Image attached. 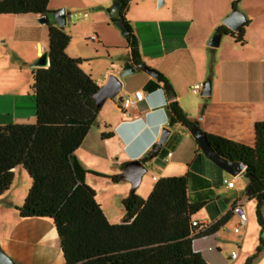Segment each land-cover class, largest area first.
Listing matches in <instances>:
<instances>
[{
  "label": "crops",
  "instance_id": "crops-1",
  "mask_svg": "<svg viewBox=\"0 0 264 264\" xmlns=\"http://www.w3.org/2000/svg\"><path fill=\"white\" fill-rule=\"evenodd\" d=\"M263 1L256 0L257 7L244 13L247 24L243 45L233 41L226 42L224 46L220 42L219 47L223 46L220 49L207 47L208 40L232 10L231 0H191L188 9L194 16L190 20L176 10L177 17L173 19L153 25L145 23L141 26L143 43L138 45L142 64L169 83L174 95L172 102L179 105L186 117L196 123L197 128L206 134L246 146L253 145L254 124L264 119ZM162 2V6L166 4V0ZM127 7L123 12L124 18ZM198 14L208 18L206 24L204 16L201 18ZM28 15L36 20L39 18L33 14L25 16ZM27 24V28L39 29L34 18L29 19ZM41 53L42 50H37L35 58L41 56ZM128 62H131L130 58ZM209 67L213 72L215 94L210 98H200L199 87L195 93L191 89L201 84ZM120 82L121 91L100 112V121L105 131L97 130L96 123L89 129L80 147L89 155L114 158L108 167L113 174L119 172L120 175L127 163L139 161L145 169L144 174L151 176L153 185L163 177L189 175V199L192 202L206 200L204 207L193 216L194 221L210 226L222 218L226 219L225 224L230 217L234 218L231 207L235 203H241L244 207L250 201L245 196L247 180L242 183L243 191L234 183L229 190L223 185V179H230V176L203 155L190 130L169 123L166 107L169 103L166 100L168 94L163 91L162 82L157 78L136 70L132 76L120 78ZM136 91L144 95L143 100L135 101L133 93ZM125 98L132 101L127 108H123L120 103ZM34 122L35 102L29 90L0 89V125ZM163 128L169 130L167 139L154 150L156 156L153 159L143 161L142 156L156 145ZM103 133L111 135L102 138ZM108 141L115 146L103 149V142ZM23 171L21 167L13 170L11 186L0 196V248L16 264H64L54 226L42 219L21 220L17 215L15 208L23 204L30 187L29 177L26 176L25 180L21 177L20 173H25ZM144 174L136 187L138 190ZM238 176H243V172ZM153 185L149 186V193ZM97 203L110 224L121 222L116 223V214L109 209L105 210L100 202ZM236 226H239V222L234 228ZM247 228L248 220L239 228L240 242L245 240ZM219 230L213 236L198 238L193 242V250L199 252L208 264H214L211 262L215 260L209 253L213 249L219 251L216 245ZM242 253L240 250L237 256ZM246 254L245 259L250 256L248 252Z\"/></svg>",
  "mask_w": 264,
  "mask_h": 264
},
{
  "label": "trees",
  "instance_id": "trees-1",
  "mask_svg": "<svg viewBox=\"0 0 264 264\" xmlns=\"http://www.w3.org/2000/svg\"><path fill=\"white\" fill-rule=\"evenodd\" d=\"M114 2L119 4L121 18L110 20L121 21L127 27L130 60L134 65L142 64L137 39L124 18L129 0ZM48 3L0 0V15L33 14L47 19L51 13ZM246 24L237 33L221 25L216 33L243 45ZM46 29L48 66L32 69L29 88L35 102V122L0 125V196L9 190L13 170L21 167L30 179V187L23 204L15 208L17 215L21 220L42 219L54 226L64 264H208L193 250V242L213 236L226 219L210 226L192 225L196 222L193 216L206 200L189 199V175L158 179L145 199L131 194L122 200L124 215L120 223L106 220L94 191L85 183L87 171L74 155L96 123L100 108L92 95L98 87L80 70L81 60L65 54L70 37L64 29L52 22L46 23ZM157 80L165 93H172L169 83L158 73ZM166 107L171 125L188 130L196 127L176 102ZM253 133L252 146L205 135L221 158L245 165V196L257 203V220L264 225V119L254 124ZM110 135L103 133L101 137ZM155 147L142 156L143 161L156 156ZM111 180L117 182V177Z\"/></svg>",
  "mask_w": 264,
  "mask_h": 264
},
{
  "label": "rangeland",
  "instance_id": "rangeland-1",
  "mask_svg": "<svg viewBox=\"0 0 264 264\" xmlns=\"http://www.w3.org/2000/svg\"><path fill=\"white\" fill-rule=\"evenodd\" d=\"M158 1L129 0L128 2L125 18L134 32L138 45L143 43L141 42L143 38V28L141 26L143 24L153 25L163 20L173 19L177 17L175 15L176 10H179L188 20L194 16L188 9L191 0H166V4L159 8L157 7ZM255 1L237 0L235 3V0H231V4H234L235 11L245 16V11H253L257 7ZM113 3L114 0H50V4L48 3L50 6V8L48 7L50 10H48L51 13H55L60 9L65 11L66 24L63 29L70 37L65 54L70 58L81 60L80 70L89 75L97 87L103 86L111 75H119L124 64L130 58L126 38L122 35L118 24L111 22L109 17V9ZM183 10L186 11L183 12ZM51 13L47 19L49 23L52 22L53 18ZM202 16H204V24H206L208 18L205 15L198 14V17L202 18ZM31 18H34L39 29L27 28V21ZM221 40L223 46L226 42H233L228 36ZM46 45V25L40 24L35 17L29 15H0V89L5 91L14 89L28 91L32 83L31 73L33 68L31 65L39 57L35 58V53L37 50H42L43 53L47 47ZM113 100L107 101L100 108L96 118L97 124L95 123L97 130L105 131L100 121L102 115L100 112L105 110ZM108 146L114 147L115 144L111 141L103 142V149ZM89 154L80 146L74 153L83 169L87 171L85 183L87 184V180V185L94 191L95 200L100 202L105 210L109 209L116 214L114 221L117 223L121 221L120 219L124 215L122 200L128 198L131 194L140 199H145L149 194V188L153 185L151 176L147 173L144 174L140 189L133 190L129 181L118 180V178L117 182L111 180L112 177L119 176V172L113 174L108 169L114 162V158L105 159V157ZM20 174L24 180L28 176L26 172ZM229 178L237 188L243 191L244 186L242 183L247 179L243 176H230ZM17 180L16 182H18ZM21 181L22 184L23 179ZM243 208L246 221L248 220V234L245 240L240 242L238 238L240 232H234V225H236L238 219L230 217L227 223L220 227L218 231L216 245L219 251L213 249L209 253L215 259L211 263L245 264L248 259L252 258L250 264H264V225L259 224L257 220V203L250 200L245 203ZM258 249L259 251H257ZM240 250L243 253L241 256H237ZM232 251L236 253L234 259L230 257ZM246 252L250 256L245 259ZM205 259L208 260L206 255Z\"/></svg>",
  "mask_w": 264,
  "mask_h": 264
},
{
  "label": "water",
  "instance_id": "water-1",
  "mask_svg": "<svg viewBox=\"0 0 264 264\" xmlns=\"http://www.w3.org/2000/svg\"><path fill=\"white\" fill-rule=\"evenodd\" d=\"M236 1V0H235ZM163 4L162 0L158 1L157 7H161ZM109 17L111 20H119L121 18V14L119 11V4L114 2L109 9ZM37 21L42 24L46 25L47 19L45 17H39ZM53 21L54 24L59 27L63 28L66 24V14L63 9L58 10L57 12L53 13ZM121 29L122 35L127 38L129 35V30L124 25L123 22L118 21L116 22ZM245 23L244 15L232 10L222 21L221 24L227 28L229 31L233 33H237L240 27ZM225 36L221 33H215L207 42V47L209 48H218L221 42L222 37ZM32 68H45L48 66V54L47 51L43 52L41 56H39L35 62L32 63ZM136 70H142L145 74L157 78V72L145 67L143 64L134 65L132 62H126L120 71L118 76L111 75L106 83L98 87L97 91L92 95V98L95 100L96 107L101 108V106L109 99L114 98L120 91H121V82L120 78H124L134 74ZM199 87V95L202 98H210L214 96V78L212 68L209 67L207 69V74L204 80L201 82ZM168 102H172L174 100L173 93L168 94L166 97ZM190 132L197 142L201 152L203 155L217 168L224 171L227 175L236 177L241 174L244 169L245 165L241 162L236 161H228L221 158L214 150L211 148L206 135L203 131H201L197 127H193L190 129ZM169 135V130L163 128L161 130V135L156 143L155 150H157L167 139ZM145 173V169L142 167L139 161H132L126 164L123 169V172L117 177L118 180H125L129 181L132 184V189L135 190L138 186L141 176ZM0 264H16L7 254H5L2 249L0 248Z\"/></svg>",
  "mask_w": 264,
  "mask_h": 264
},
{
  "label": "built area",
  "instance_id": "built-area-1",
  "mask_svg": "<svg viewBox=\"0 0 264 264\" xmlns=\"http://www.w3.org/2000/svg\"><path fill=\"white\" fill-rule=\"evenodd\" d=\"M191 90L193 93L197 92L198 86L194 85ZM133 98L135 99V101H141V100H143L144 95L140 91H136L133 93ZM120 103H121V106L123 108H127L129 105L132 104V101L129 98H125ZM168 156H169V154H168ZM222 183L228 189H231L233 187V182L230 179H223ZM231 212L238 219V222H239V226H236L234 228V232L239 233L240 226H243L246 223V215H245V211H244L242 204L241 203H235L231 207ZM192 225L193 226H198V225L199 226H206L205 223H198V222H192ZM230 257H231V259L236 258V253L231 252Z\"/></svg>",
  "mask_w": 264,
  "mask_h": 264
}]
</instances>
